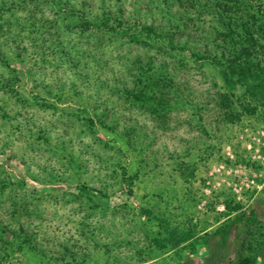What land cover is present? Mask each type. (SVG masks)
<instances>
[{"label": "rangeland", "instance_id": "374dc122", "mask_svg": "<svg viewBox=\"0 0 264 264\" xmlns=\"http://www.w3.org/2000/svg\"><path fill=\"white\" fill-rule=\"evenodd\" d=\"M1 1L0 264H236L251 253L264 264V107L244 108L240 88L238 118L212 110L207 99L224 91L219 73L188 50L220 56L228 47V0H28L20 10ZM68 1L96 22L122 7L129 37L83 30L79 13L65 12ZM237 1L233 18L247 19L264 60V34L248 17L264 25V0ZM185 19L198 38L174 53L141 30L172 32ZM231 26L244 35L241 23ZM150 57L157 71L183 63L175 105L160 116L119 92L141 71L136 60ZM93 113L112 115L129 138L92 128ZM82 183L95 189L93 203L77 197ZM141 207L191 229L189 241H206L158 249ZM251 211L259 229L238 221ZM227 221L222 244L213 232Z\"/></svg>", "mask_w": 264, "mask_h": 264}, {"label": "trees", "instance_id": "16d2710c", "mask_svg": "<svg viewBox=\"0 0 264 264\" xmlns=\"http://www.w3.org/2000/svg\"><path fill=\"white\" fill-rule=\"evenodd\" d=\"M1 3H5L4 0ZM28 0H11L10 10H20L26 8ZM24 4L25 6H23ZM237 0H228L222 6V10L225 14H228V23L226 33H221L224 38L227 39L228 47L219 46L220 56L213 54L210 49L198 47L194 45V40L198 38L195 27L191 24L190 19L182 21L181 26L175 27L174 31H168L164 33L161 24H142L141 30L144 31L147 36L152 38V42L157 49H162L166 52L167 50L174 53L176 50H184L187 46L185 44L191 43L194 45L192 48H188L190 56L195 62H202L201 64H208L217 69L220 79L222 81V88L224 91H215V97L210 100L211 109L218 112H223L224 117L228 120L232 118H238L239 114L234 108L232 98L238 89L242 88L245 97L244 108H250L255 110L258 106L264 107V60L260 59L255 52L262 45L258 43L257 39L251 30V25L247 23V19L239 18V22L234 17L236 9H239ZM240 4V3H239ZM64 10L66 13H79L81 19L79 21L80 26L83 30L88 31L97 29L101 32H113L120 36H128V25L129 19L124 17L125 9L119 7L117 10L106 8L105 16L99 19L98 22L92 21L86 15L82 9H77L72 2L68 1L64 4ZM253 13H249L248 17L252 19V24H256V30L261 31L264 34V25H261L263 21H259ZM98 20V19H97ZM236 20V21H235ZM235 21V23H234ZM167 23H174L169 20ZM241 23V27L244 31V35L241 36L239 31L233 28L231 25ZM243 38L245 42L249 43L248 46L240 45L238 39ZM238 46V47H237ZM167 48V49H164ZM170 53L169 55H171ZM138 68L141 70L138 75L131 72L130 79L124 80L119 92L124 95L125 98L133 99L143 103H147L150 106L151 113H158L160 116L161 112H168L175 105L176 98L178 96L179 84L176 80L178 69L183 66V63L174 62L172 67L167 65L162 68V71H157L153 65V58L150 57L146 62H140L139 59ZM145 63V64H144ZM146 66V68L144 67ZM144 79V82L140 78ZM147 84L145 85V82ZM140 82L141 85H137ZM188 82V81H187ZM186 81L180 82L186 89L188 83ZM4 84V83H3ZM211 91V90H210ZM209 95V92H208ZM200 111L203 109L201 107ZM85 111V109H83ZM165 116V115H163ZM92 128L98 131L115 132L120 136L128 137L129 133H120L117 131L115 119L112 115H89L87 118ZM117 125V124H116ZM129 138V137H128ZM130 142V141H129ZM129 147L132 146L128 143ZM127 172V169H125ZM93 192L95 189L89 187L86 183L79 185V191L77 197L87 203H93ZM98 192V191H97ZM141 212L147 215V222L150 224L153 230L154 236L152 238L155 247L161 250H178L183 247L184 244H189L192 237L191 229L189 228H178L174 226L167 215L163 212L156 210L151 207H141ZM238 221L243 226H255L257 229L260 227L257 215L254 211H251L249 215L242 214ZM233 223L227 221L213 232V238L219 239L222 244H225L229 235V228ZM237 239V236L235 237ZM200 240L206 241V239H194L191 245L194 247L199 243ZM251 243H248V247ZM249 249V248H248ZM256 256L251 255H239L236 264H255ZM43 264V263H38Z\"/></svg>", "mask_w": 264, "mask_h": 264}]
</instances>
